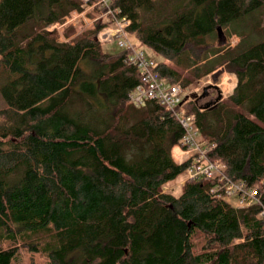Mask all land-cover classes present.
I'll return each mask as SVG.
<instances>
[{
	"label": "trees",
	"instance_id": "1",
	"mask_svg": "<svg viewBox=\"0 0 264 264\" xmlns=\"http://www.w3.org/2000/svg\"><path fill=\"white\" fill-rule=\"evenodd\" d=\"M110 4L159 57L153 72L168 85L187 91L219 66L236 76L210 109L193 94L177 109L215 144L210 160L257 189L264 208V127L255 121L264 124V40L243 46L228 32L240 37L231 48L216 36L256 12L253 31L264 32V0ZM82 6L0 0V264H21L22 252L46 264H264L260 205L233 206L222 189L211 192L216 179L163 191L188 167L174 157L185 132L156 101H128L142 84L128 52H103L98 22L68 43L44 31Z\"/></svg>",
	"mask_w": 264,
	"mask_h": 264
},
{
	"label": "built area",
	"instance_id": "2",
	"mask_svg": "<svg viewBox=\"0 0 264 264\" xmlns=\"http://www.w3.org/2000/svg\"><path fill=\"white\" fill-rule=\"evenodd\" d=\"M81 1L83 3L82 13H92L93 15L91 21L92 23L85 21L86 26L94 24V22L101 24L100 29L95 34V40L98 43L103 44L111 39H115L118 49L128 52L127 62L140 69L142 74V84L135 86V88L131 90L128 95L129 102L141 104L146 100H154L170 111L175 119L184 127L186 136L183 138V145L185 148L182 149L181 146H175V148L180 149L179 154L182 153V160H180L181 155H179L177 157L178 161H188L187 158L189 153L198 154L191 165L189 163L188 168L185 170L184 181L198 178L218 179V182L221 185L214 187L211 190L212 193H218V191L222 189V196L237 208H244L254 204L261 206L259 192L257 189L247 188L241 181L237 182L228 179L223 174V171L209 163L205 153L212 150L215 147V144L212 143L204 150H201V141H203V143H207L209 139L202 140L197 137V132L194 128V115H186L184 111L177 109L183 98L188 94L181 93L180 86L177 84L166 85L161 82L158 76L153 72L154 62L146 60L143 53L140 50L138 51L137 48L127 41L126 37L129 20L124 16H120L117 8L111 7V0ZM79 15L80 14L78 12L73 11L61 20L63 23L60 24L53 22L47 25L44 28V31L47 34L56 33L60 42L68 43L70 39H66L63 36L62 31L68 25H73L69 22L72 21V19H76ZM69 19L71 20L68 21ZM110 23L111 25H109ZM214 82L215 79H213V82L209 81L206 84L201 85L200 88L195 90V92L200 95V91L203 87H205V85H213L217 87L221 94H227L225 84V87L223 86V88H221V84ZM259 217L261 218L262 225L264 226V208L262 206Z\"/></svg>",
	"mask_w": 264,
	"mask_h": 264
},
{
	"label": "rangeland",
	"instance_id": "3",
	"mask_svg": "<svg viewBox=\"0 0 264 264\" xmlns=\"http://www.w3.org/2000/svg\"><path fill=\"white\" fill-rule=\"evenodd\" d=\"M73 11L78 12L80 15L77 16L76 19H72V21H70L71 19L68 20V21H70L69 23H72L73 25H68L67 27H65L64 30L62 31V33L65 35V31L67 29H69V28H72L75 32H73V34H70L71 35L70 37L69 36L66 37V35H65L66 39H72L73 37H75L80 32H82V31H84L86 29H90L91 26L93 25V24H91V25L89 24L88 26H86V22H85V21H89V22L92 21V17H93L92 13H90V14L82 13L83 12L82 10L78 11V10H75V9L71 10L70 13H72ZM258 21H259L258 12L251 13V14H248V15L244 16L243 18H241V19H239L237 21V23L234 25V28L228 27L227 29H224V30L221 29L222 35L219 37V41L217 39V41H218L217 43L219 45H221V44L224 45L225 44L226 46L232 48L236 44L239 43V41H240L239 35H242L243 38H244L243 46L248 45V44H255V43L261 42L262 40H264V32H254L253 31V28L258 23ZM66 23H68V22H66ZM109 25H111V23ZM98 30L95 32V34L98 32ZM228 32H235V33H237L239 35L234 34V33H229L228 34ZM216 36H217V32H216ZM94 38H95V35H94ZM126 38H127L128 42H130L135 48L138 49V51L140 50L143 54H145V57L147 59H152L153 62L155 60L159 59V57H157L153 53V51L151 49H149L147 47L140 46L138 43L135 42V40L128 33H127V37ZM101 50L103 52L107 53V54H113V53H116L117 51H120V49H118V47L116 45V40L115 39H111L110 41L101 44ZM226 74H230V72L225 71L222 66H219L213 72H211L208 75H206V76L202 77L201 79H199L187 91H184L180 87L181 93L188 94L187 96H185L183 98L182 102L184 101V99L186 97H189L192 94L195 95V96L201 97V95L203 93L202 89L204 87L201 89L200 95H198L195 92V90L200 88L201 85L206 84L209 81L213 82V79H215L216 83L221 84V88H223V86L225 87V85H226L225 88H226L227 94H224V93L221 94L220 93L221 94V99L217 103H220V102L224 101L231 94L230 90H232L231 80H230V78L227 77ZM6 82H7L6 76L2 72H0V109L4 108L6 106L5 99L3 98V95L1 93V87L4 86L6 84ZM222 82H223V84H222ZM177 85H179V84H177ZM207 86H212V85H207ZM207 86L205 85V87H207ZM206 93H207L206 96L203 97L200 100V104L202 105L201 108H200L201 110H204L202 107H204L206 104H209V105H213L214 104L213 101H214V98L216 97V90L209 89ZM182 102H181V104H182ZM206 113L209 114L210 111L208 110V111H206ZM253 120H255V119L253 118ZM255 121L258 124H260V125H262L264 127V124H262L261 122H259L257 120H255ZM178 155L182 156L181 153L180 154L178 153ZM184 179H185L184 174L178 176L176 179H174L173 181H171L167 185H165L163 191H170L174 195H178L180 193L181 185L183 184ZM21 264H46V262H45L44 259H42V258H40L38 256H30L29 253L22 252Z\"/></svg>",
	"mask_w": 264,
	"mask_h": 264
},
{
	"label": "bare ground",
	"instance_id": "4",
	"mask_svg": "<svg viewBox=\"0 0 264 264\" xmlns=\"http://www.w3.org/2000/svg\"><path fill=\"white\" fill-rule=\"evenodd\" d=\"M56 23H62L61 21L60 22H56ZM144 58L146 59V60H148V61H152V60H150V59H147L146 57H145V55H144ZM135 66V65H134ZM140 70V69H139ZM141 73V72H140ZM160 81L161 82H163L164 84H166V85H168L167 83H165L163 80H161L160 79ZM129 94H130V92H129ZM220 99H221V94H220ZM220 99H219V101H220ZM128 101H129V98H128ZM218 101V102H219ZM131 104H133L134 106H140L141 104H134V103H132V102H130ZM215 104V103H214ZM214 104L213 105H209V108H207V109H210L211 107H213L214 106ZM207 105V104H206ZM203 108V107H202ZM201 110V109H200ZM181 125V124H180ZM182 126V125H181ZM182 128L184 129V127L182 126ZM194 128H195V130H196V132H197V137L199 138V139H201L200 137H199V133H198V130H197V128H196V124L194 125ZM184 132H185V134H184V137L186 136V131H185V129H184ZM183 137V138H184ZM212 144V143H211ZM210 145V143H203V141H201V147H200V149L201 150H204L207 146H209ZM178 146H181V148L182 149H184L185 147H184V145H183V140H182V143L180 144V145H178ZM179 151H180V149L179 148H176L175 149V151H174V157H175V159L178 161V159H177V157L179 156L178 155V153H179ZM211 151V150H210ZM210 151H207L206 153H205V155L207 156V160L209 161V163L210 164H212V165H214V166H216L219 170H221L222 171V167L218 164V163H215V162H213V161H211L210 160V158H209V153H210ZM182 154V153H181ZM198 154H191V153H189L188 154V161H181L180 163H187V165H189V163H190V165H191V163L194 161V159L196 158V156H197ZM180 160H182V156H181V158H180ZM179 162V161H178ZM188 168V167H187ZM202 179H205V178H202ZM205 180H215V179H205ZM216 180H218V179H216Z\"/></svg>",
	"mask_w": 264,
	"mask_h": 264
},
{
	"label": "water",
	"instance_id": "5",
	"mask_svg": "<svg viewBox=\"0 0 264 264\" xmlns=\"http://www.w3.org/2000/svg\"><path fill=\"white\" fill-rule=\"evenodd\" d=\"M216 32H217V37L219 38L221 35H222V31H221V28L220 27H217V29H216ZM209 89H214V90H216V97L214 98V101H213V103H217L218 101H219V99H220V92L218 91V89L215 87V86H207V87H204L203 88V93H202V95H201V97L200 98H203V97H205L206 96V92L209 90ZM186 99V98H185ZM214 104V105H215ZM207 108H209V105L207 104V105H205L204 107H203V109H207Z\"/></svg>",
	"mask_w": 264,
	"mask_h": 264
},
{
	"label": "crops",
	"instance_id": "6",
	"mask_svg": "<svg viewBox=\"0 0 264 264\" xmlns=\"http://www.w3.org/2000/svg\"><path fill=\"white\" fill-rule=\"evenodd\" d=\"M228 78H230L231 80V86H232V90H231V93L233 91V89L235 88L236 86V83H237V78L234 74L230 73V74H226ZM224 77V76H223Z\"/></svg>",
	"mask_w": 264,
	"mask_h": 264
}]
</instances>
